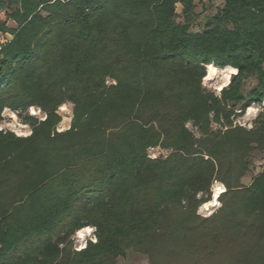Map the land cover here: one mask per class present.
Here are the masks:
<instances>
[{
	"label": "trees",
	"instance_id": "obj_1",
	"mask_svg": "<svg viewBox=\"0 0 264 264\" xmlns=\"http://www.w3.org/2000/svg\"><path fill=\"white\" fill-rule=\"evenodd\" d=\"M221 1L199 23L196 0H0V123L9 109L32 130H0V264H161L164 245L167 263L214 180L223 207L182 226L187 264H264V170L242 183L264 152V0ZM210 64L238 70L220 94ZM255 104L254 127L235 125ZM86 227L97 240L76 250Z\"/></svg>",
	"mask_w": 264,
	"mask_h": 264
},
{
	"label": "rangeland",
	"instance_id": "obj_2",
	"mask_svg": "<svg viewBox=\"0 0 264 264\" xmlns=\"http://www.w3.org/2000/svg\"><path fill=\"white\" fill-rule=\"evenodd\" d=\"M196 4H197L196 10L199 13H201L198 18V22L203 23L205 16L213 14L216 11L217 7L222 4V1L216 0V1L210 2L208 0H196ZM177 11L181 13L182 11L181 3L177 4ZM10 25L14 26L13 23H10ZM1 37H2V40L5 41L7 38L10 39L12 36L2 35ZM217 69H218V73L214 77V79L205 80L204 78L203 84L210 91H214L216 92V94H220L221 90L218 88L219 87L218 85L223 83L224 76H223L222 68L217 67ZM207 72H208V66H207ZM234 74L233 73L231 74L229 82L231 81V78ZM254 83L255 82L253 81L248 82L246 87L249 88ZM263 105H264V100H263ZM32 109L33 108L31 107L29 110L30 114L37 115L41 117L42 120L46 119L47 116L44 115L40 109L35 108L36 113H34ZM261 111H262V104L252 105L251 107L247 108L245 113L237 114V116L234 114L233 116L234 124L240 125L248 130L252 129L254 127V120L257 118L258 114ZM73 116H74V110H73L72 103H66L63 106H61L58 110V118L56 120V123L51 127L52 137H54L56 133L68 132L72 126ZM3 117L4 119L0 123V129H6V130L13 131L17 136H20V137H29L32 135L31 127L27 124H23L21 121V118L18 117L17 114H15L14 112L10 111L9 109H6L3 113ZM188 127L191 130H193L197 135H199L197 132V128H194L192 123H189ZM217 127L218 125L215 124L214 128L216 129ZM169 153H170V150L162 147L161 145L150 147L148 149V154H150L151 157L166 156ZM252 161H253V164H252L251 170L247 173V175L242 180V183L244 185H249L252 182L253 178L256 177L258 174H260L264 170V152L255 151L252 155ZM217 184L223 185L225 189L219 194L216 205H214L210 209H206L205 207L206 204L214 200ZM226 190L227 188L222 182L218 180H214L212 184L210 185L208 191L200 192L197 195V199L200 201L199 205H197L196 208H192L189 214L180 216L178 218L177 223L180 227L177 228V232L175 233V236L167 242L168 249H174V250L176 249L177 255L173 256L172 259L166 263L167 255H165L164 253L166 249V246L164 245L163 248L165 247V249L163 253L160 254V257H159L161 264H187V261H188L187 258L189 254L187 253L185 249V241H183V236H182L184 233L183 232L184 228L182 226L186 227L189 224H191L195 216L201 219L202 218H206V219L212 218L223 207L221 196L223 195V193H225ZM213 203L215 202L213 201ZM90 228H91V232H87L84 235H81L80 231H78L74 235L73 240H74V246L76 250H81L85 248L89 240H92L93 242L97 240L95 236V228L94 227H90ZM81 230H84V228ZM188 238L190 242L193 236L189 235ZM119 264H151V263H150V257L148 254L144 252L132 250V251H129L126 256L119 258Z\"/></svg>",
	"mask_w": 264,
	"mask_h": 264
},
{
	"label": "bare ground",
	"instance_id": "obj_3",
	"mask_svg": "<svg viewBox=\"0 0 264 264\" xmlns=\"http://www.w3.org/2000/svg\"><path fill=\"white\" fill-rule=\"evenodd\" d=\"M222 72H223V76H224V81H223V83H221L220 85H218L219 87V89L220 90H222L224 87H226L230 82H229V80H230V76H231V74L233 73H237L238 72V70L236 69V68H234V67H232V66H227L225 69H222ZM217 73H218V69H217V67L215 66V65H213V64H210V65H208V72H207V76L205 77V80H212V79H214V77L217 75ZM218 78V77H217ZM33 109V112L34 113H36L35 112V108L34 107H32ZM37 111V110H36ZM225 188H224V186L223 185H221V184H217V187H216V193H215V197H214V202L215 203H213V201H211L210 203H208V204H206V209H210V208H212L214 205H216V203H217V198H218V196H219V194L224 190ZM87 232H91V228L90 227H87V228H84V230H80V234L81 235H84L85 233H87ZM89 235V234H88Z\"/></svg>",
	"mask_w": 264,
	"mask_h": 264
},
{
	"label": "built area",
	"instance_id": "obj_4",
	"mask_svg": "<svg viewBox=\"0 0 264 264\" xmlns=\"http://www.w3.org/2000/svg\"><path fill=\"white\" fill-rule=\"evenodd\" d=\"M0 130H2V129H0Z\"/></svg>",
	"mask_w": 264,
	"mask_h": 264
}]
</instances>
